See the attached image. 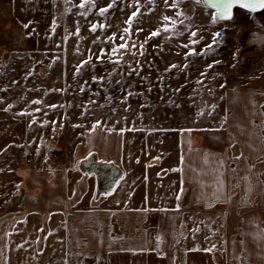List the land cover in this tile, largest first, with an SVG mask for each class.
I'll use <instances>...</instances> for the list:
<instances>
[{
	"label": "rangeland",
	"instance_id": "374dc122",
	"mask_svg": "<svg viewBox=\"0 0 264 264\" xmlns=\"http://www.w3.org/2000/svg\"><path fill=\"white\" fill-rule=\"evenodd\" d=\"M111 2L0 0V164L19 176L51 177L49 186L56 171H89L98 193L103 184L95 174L101 164L93 162L112 159L104 150L101 157L99 147L115 145V134L130 137L139 128L158 132L157 141L163 143L164 132L183 133L193 147L224 150L228 165L227 131L237 128L236 121L243 123L238 117L245 113L252 126L230 131L231 144L237 147L247 135L254 147L250 134H264V9L236 7L231 19L213 23L215 11L204 0H168L167 5L164 0H115L100 16L99 9ZM133 11L137 16L129 24ZM156 30L160 35L149 39ZM217 32L221 35L208 55L186 56L192 49L205 50ZM200 37L199 43H191ZM121 43L127 48L112 54ZM101 49L107 55L98 60ZM173 64L178 67L170 69ZM93 77L102 79L93 82ZM148 150L161 158L158 149ZM82 176L78 181L84 185L87 176ZM78 187L76 183L77 192ZM29 189L26 182L17 183L14 199L33 198ZM228 215L226 211L224 224ZM147 216L141 228L151 232L140 249L69 253L67 264H211L216 257L207 250L196 254L200 242L194 225L189 226L200 219L195 212L184 217L154 210ZM186 224L192 231H185ZM219 235L216 241L226 246L231 234Z\"/></svg>",
	"mask_w": 264,
	"mask_h": 264
},
{
	"label": "crops",
	"instance_id": "0c3cea01",
	"mask_svg": "<svg viewBox=\"0 0 264 264\" xmlns=\"http://www.w3.org/2000/svg\"><path fill=\"white\" fill-rule=\"evenodd\" d=\"M250 116L244 113L238 117L243 123L234 121L233 127L252 126ZM237 128L227 131L228 165L224 150L193 147L183 133L164 132L163 143L158 132L139 128L130 137L115 134V145L99 147L101 157L104 150L112 159L93 162L101 164L98 193L89 171H56L49 186L51 177L19 176L1 163L0 264H67L69 253L138 250L147 234L141 222L154 210L184 217L195 212L200 219L189 226L200 242L196 254L211 249L206 251L210 257L216 253L211 264H264V134H250L254 147L240 134L237 149L230 134L239 133ZM238 152L242 156L235 158ZM82 175L84 185L78 181ZM20 182L33 198L14 199L12 188ZM226 211L233 219L227 216L224 224ZM224 231L231 234L226 246L216 241Z\"/></svg>",
	"mask_w": 264,
	"mask_h": 264
},
{
	"label": "snow or ice",
	"instance_id": "6c2138e0",
	"mask_svg": "<svg viewBox=\"0 0 264 264\" xmlns=\"http://www.w3.org/2000/svg\"><path fill=\"white\" fill-rule=\"evenodd\" d=\"M165 4L167 5L168 4V0H164ZM189 2H191V0H189ZM196 3H199L200 0H195ZM115 4V0H112L111 3H109L106 7H102L99 9V15L100 16H104L106 12H108L109 8H112ZM235 5H239L240 8L242 9H248L250 12H255L257 10V8H260V9H264V0H212V5L213 7L216 8L217 10V15L213 17L212 19V22L213 23H216L218 20H229L232 18V8L235 6ZM175 5H173L174 7ZM81 8H84L85 5L84 3H82L80 5ZM93 7H95V5H93ZM137 16V12L136 11H133L132 12V15L131 17L129 18V20L127 21V23H131L132 22V18L136 17ZM164 20L165 21H168L169 20V17L165 16L164 17ZM25 27H27V25H25ZM101 27H103V25H101ZM195 27V26H194ZM96 30V25H93L92 28H91V31H95ZM142 30V29H140ZM124 31L127 33L128 32V29L125 28ZM169 29L167 27L164 28V32H168ZM160 35V31L159 30H156V31H152L150 33V36H149V39H151L152 37H157ZM221 33L217 32L215 34V36L213 37V42L208 44L206 46V49L201 51V52H196L195 49H192L190 50L188 53H186V56H191V55H200V56H204V55H208L209 54V51L208 50H211L213 49V45L216 43V37L220 36ZM191 36L192 37H196L197 36V32L195 31H192L191 32ZM115 36L113 37H110L109 39H114ZM121 39L123 40L124 37H121ZM166 39H169L168 37H166ZM203 37H200L199 40L197 39H194L191 41V43L193 45L197 44L200 42V40H202ZM127 43H121L118 47H113L111 52L112 54H118L119 53V50L120 49H126L127 48ZM133 48L136 47L135 44L132 45ZM182 47H185V48H188L189 45L185 44V45H182ZM140 48H143V45H140ZM141 55H143V52L140 53ZM107 55V53L105 52L104 49H101L100 51V54L99 56H97L96 58L98 60H102L104 58V56ZM133 55H135V53H133ZM89 59H91V57H89ZM109 60L111 61V56H109ZM113 63H119V60H116V61H111ZM87 63V60L83 61L82 62V65L83 64H86ZM216 63H219V61H216ZM213 64H208L207 65V68L211 69L213 68ZM178 66L173 64L170 66V69H175L177 68ZM186 67V65H185ZM168 69V70H170ZM132 72H137L138 73V69H132ZM132 72L129 73V75L132 74ZM208 73L204 72V73H201L202 76H207ZM93 82H96L98 79H102V78H97V77H93ZM198 83H202V81H197ZM223 86V85H221ZM81 91H83V89H81ZM129 95H132V93H129ZM34 103H37L39 104L40 101H34ZM55 107V106H53ZM215 106L213 105V108ZM37 111H39V109H37ZM21 114H24V113H21ZM33 123H35V120H33ZM100 122L98 121L97 124H99ZM77 127H79L77 125ZM95 127V125L93 126ZM177 199H179V197H177ZM198 231V229H197ZM207 251H211V249H207Z\"/></svg>",
	"mask_w": 264,
	"mask_h": 264
},
{
	"label": "water",
	"instance_id": "95a60500",
	"mask_svg": "<svg viewBox=\"0 0 264 264\" xmlns=\"http://www.w3.org/2000/svg\"><path fill=\"white\" fill-rule=\"evenodd\" d=\"M204 2H205V4H206L207 6H209L210 8H212V9L215 11V16H216V15H217V10H216L215 7L211 6V5H212V0H204ZM235 7H239V5H235V6L232 8L231 12L233 11V9H234ZM239 8H240V7H239ZM244 10H248V9H244ZM260 10H261L260 8H257L256 11H260ZM248 11H249V10H248Z\"/></svg>",
	"mask_w": 264,
	"mask_h": 264
},
{
	"label": "built area",
	"instance_id": "2783aa9c",
	"mask_svg": "<svg viewBox=\"0 0 264 264\" xmlns=\"http://www.w3.org/2000/svg\"><path fill=\"white\" fill-rule=\"evenodd\" d=\"M55 159H57V157H55L54 156V158L53 159H50V160H48L47 162H46V168H49L50 166H51V164H52V162H53V160H55Z\"/></svg>",
	"mask_w": 264,
	"mask_h": 264
},
{
	"label": "trees",
	"instance_id": "16d2710c",
	"mask_svg": "<svg viewBox=\"0 0 264 264\" xmlns=\"http://www.w3.org/2000/svg\"><path fill=\"white\" fill-rule=\"evenodd\" d=\"M150 232H151V229L149 228L148 230H147V234H150ZM44 233V230H41V237H42V234Z\"/></svg>",
	"mask_w": 264,
	"mask_h": 264
}]
</instances>
